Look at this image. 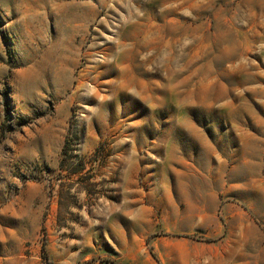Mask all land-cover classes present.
<instances>
[{
  "label": "rangeland",
  "instance_id": "obj_1",
  "mask_svg": "<svg viewBox=\"0 0 264 264\" xmlns=\"http://www.w3.org/2000/svg\"><path fill=\"white\" fill-rule=\"evenodd\" d=\"M258 150L264 0H0V264H264Z\"/></svg>",
  "mask_w": 264,
  "mask_h": 264
},
{
  "label": "crops",
  "instance_id": "obj_2",
  "mask_svg": "<svg viewBox=\"0 0 264 264\" xmlns=\"http://www.w3.org/2000/svg\"><path fill=\"white\" fill-rule=\"evenodd\" d=\"M245 150V148L239 149L238 153L236 154L238 162L241 164L239 166V169L241 171H248V169H250V160L248 156L249 154L246 153ZM260 153L261 152H259L258 150L256 154H254V156L258 160L261 159L264 151L263 153ZM247 194L249 193L238 192L236 196H233L232 198H227V200L224 199L225 201L222 202L220 200L221 196L217 192L202 193L200 195L201 207H203L204 209H208L211 213H204V215L201 216L200 221L202 222L204 227L207 225V223L210 222H214V224L216 221H218V223L221 222L222 220L216 218V214L218 213L217 209L222 206L223 209L224 207L226 208V224L228 225V228H230L229 224L233 223L234 219L239 218L244 221L249 220L255 227L259 228L260 223H264V196L262 199H260L254 198L251 195ZM222 217L223 213L221 212V218ZM218 235L221 234L219 233Z\"/></svg>",
  "mask_w": 264,
  "mask_h": 264
},
{
  "label": "trees",
  "instance_id": "obj_3",
  "mask_svg": "<svg viewBox=\"0 0 264 264\" xmlns=\"http://www.w3.org/2000/svg\"><path fill=\"white\" fill-rule=\"evenodd\" d=\"M108 262H109V261H108ZM109 263H110V264H115V263H113V262H112V263H111V262H109Z\"/></svg>",
  "mask_w": 264,
  "mask_h": 264
}]
</instances>
